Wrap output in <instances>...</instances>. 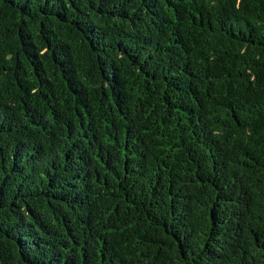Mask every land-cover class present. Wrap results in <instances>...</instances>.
Wrapping results in <instances>:
<instances>
[{"label": "trees", "instance_id": "obj_1", "mask_svg": "<svg viewBox=\"0 0 264 264\" xmlns=\"http://www.w3.org/2000/svg\"><path fill=\"white\" fill-rule=\"evenodd\" d=\"M0 264H264V0H0Z\"/></svg>", "mask_w": 264, "mask_h": 264}]
</instances>
